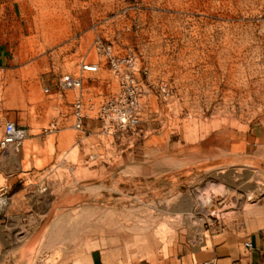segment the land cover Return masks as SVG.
Returning <instances> with one entry per match:
<instances>
[{
  "label": "rangeland",
  "instance_id": "1",
  "mask_svg": "<svg viewBox=\"0 0 264 264\" xmlns=\"http://www.w3.org/2000/svg\"><path fill=\"white\" fill-rule=\"evenodd\" d=\"M4 1L0 131L28 135L0 149V264H173L196 234L264 227V0ZM131 89L138 123L99 116Z\"/></svg>",
  "mask_w": 264,
  "mask_h": 264
},
{
  "label": "crops",
  "instance_id": "2",
  "mask_svg": "<svg viewBox=\"0 0 264 264\" xmlns=\"http://www.w3.org/2000/svg\"><path fill=\"white\" fill-rule=\"evenodd\" d=\"M12 8L0 0V69H12L19 66L20 52L15 50L11 41L9 16ZM250 247H245V241ZM173 264H264V227L248 235L241 233H222L207 237L196 234L182 246ZM87 264H105L101 257L91 256Z\"/></svg>",
  "mask_w": 264,
  "mask_h": 264
},
{
  "label": "built area",
  "instance_id": "3",
  "mask_svg": "<svg viewBox=\"0 0 264 264\" xmlns=\"http://www.w3.org/2000/svg\"><path fill=\"white\" fill-rule=\"evenodd\" d=\"M102 50H108L103 45H98ZM112 64L115 63L112 61ZM82 69L86 71H95L97 65L83 64ZM82 74L81 75H72L64 74L58 80V87L62 91L74 90L77 91V95L71 102V115L73 117V126L77 129H82L84 125V120L87 117L85 113V103L82 97L81 88H82ZM128 99L126 106L119 107L120 103L124 99ZM137 102L136 93L133 89L122 92L121 95L115 96L105 103L99 105L98 114L101 118L108 119L111 116H115V119L121 125H135L138 123V118L134 112V107ZM115 110V111H114ZM28 129L25 127L17 125L15 122L10 120H5L2 123V128L0 131V149L5 147H10L14 150H18L24 140L27 138ZM1 206V202H0ZM245 247H250V242H244Z\"/></svg>",
  "mask_w": 264,
  "mask_h": 264
},
{
  "label": "bare ground",
  "instance_id": "4",
  "mask_svg": "<svg viewBox=\"0 0 264 264\" xmlns=\"http://www.w3.org/2000/svg\"><path fill=\"white\" fill-rule=\"evenodd\" d=\"M215 199H216V197H214ZM1 200V199H0ZM205 200V199H204ZM207 200V199H206ZM214 201V200H213ZM0 202H2V200L0 201ZM205 202V201H204ZM213 206V205H212ZM204 208H207L206 207V205L204 204V206H203ZM214 207V206H213ZM213 210V209H212Z\"/></svg>",
  "mask_w": 264,
  "mask_h": 264
}]
</instances>
